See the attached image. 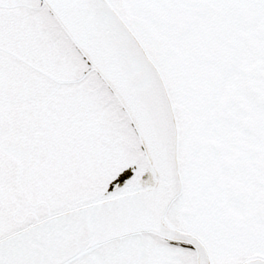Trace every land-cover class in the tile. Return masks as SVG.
<instances>
[{
	"label": "snow or ice",
	"instance_id": "6c2138e0",
	"mask_svg": "<svg viewBox=\"0 0 264 264\" xmlns=\"http://www.w3.org/2000/svg\"><path fill=\"white\" fill-rule=\"evenodd\" d=\"M0 264H264V0H0Z\"/></svg>",
	"mask_w": 264,
	"mask_h": 264
}]
</instances>
